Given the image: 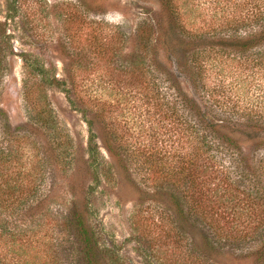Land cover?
I'll list each match as a JSON object with an SVG mask.
<instances>
[{
  "label": "rangeland",
  "instance_id": "obj_1",
  "mask_svg": "<svg viewBox=\"0 0 264 264\" xmlns=\"http://www.w3.org/2000/svg\"><path fill=\"white\" fill-rule=\"evenodd\" d=\"M11 1L0 0V110L4 113L3 119L0 118V139L5 136L1 126L4 121L9 128L22 127L16 131L17 135L29 133L26 129L30 128L31 108L24 86L39 78L35 65L59 80L66 79L64 65H71L76 53L82 66L81 71L75 72L76 84L80 86L70 96L76 107L69 104L60 87L45 86L47 101L61 130L64 150H59L65 161L56 162L49 142L52 134L42 128L32 129L29 136L14 143L19 148L14 151V166H28L35 155L44 158H39L44 160L43 166L37 167V173L28 179L37 185L34 197L44 209H49V218L55 219L48 227L49 234L56 235L60 213L70 210L75 202L77 207H85L88 223L99 243L114 245L125 264H191L190 249L196 251L200 264H250L249 260L239 258L240 252L249 251L253 245L239 236L251 232L255 218L259 217L249 208L250 201L243 199L242 194L232 202L221 198L216 202L218 208L207 214L206 219L190 217L179 228L173 206L168 202L170 194L176 193L171 184L155 183L151 172L138 166L150 159L143 149L172 152L175 147L171 100L167 97L169 107L155 109L137 79L124 72L133 45L131 35L141 20L154 15L156 0H17V12L11 8ZM242 2L245 3L243 0H181L179 6L186 29L208 36L224 29L227 19L237 17ZM115 29L120 31L118 42L107 35ZM95 33L105 43L100 54L91 48ZM69 52L74 54L70 60ZM166 67L170 66L166 64ZM230 68L231 65L229 70L206 71L202 82L206 96L200 100L219 116L242 121L241 116L244 113L247 116L251 110L252 115L256 112L264 119V70L255 75L252 73L255 70ZM181 85L191 93L186 82ZM225 87L230 89L226 91L229 94L224 92L221 97ZM199 90V95L204 96L203 89ZM215 95L226 101V110L232 113L221 112L212 104L216 105ZM86 98L97 103L93 111L104 109L115 134L121 136L129 152H134L130 156L126 153L122 161L108 154L101 142L102 124L98 119L93 120L102 160L111 165L109 177L102 170L96 172L93 166H88L87 125L77 110L82 109L79 99L86 102ZM255 153L264 156V149ZM4 171L0 168V172ZM162 213L166 218L163 223L159 218ZM176 233L181 236L180 242L175 238ZM211 237L220 239L214 244L220 250L215 260L209 258L203 247Z\"/></svg>",
  "mask_w": 264,
  "mask_h": 264
},
{
  "label": "trees",
  "instance_id": "obj_2",
  "mask_svg": "<svg viewBox=\"0 0 264 264\" xmlns=\"http://www.w3.org/2000/svg\"><path fill=\"white\" fill-rule=\"evenodd\" d=\"M243 1L237 17L227 19L224 29L206 36L186 29L179 6L181 0H156L154 15L149 20H141L131 35L133 45L124 72L137 79L155 109L161 111L169 107L167 97L171 100L175 147L172 152L165 149L161 153L159 150L153 152L151 148L143 149L150 159L143 160L138 166L150 171L155 183L171 184L176 193L170 194L168 202L173 206L176 225L181 228L188 218L195 216L204 220L218 208L216 202L219 199L237 201L242 194L243 199L250 201L249 208L259 217H254L256 222L251 232L239 236L253 242L252 248L240 252L239 258L249 260L250 264H264V156L255 153L264 149V119L256 112L252 115L251 110L247 116L246 113L240 115L242 121L219 116L200 100L206 96L202 82L208 70H229L230 65V70L250 69L255 70L252 71L255 75L264 70V0ZM16 2L11 1L14 12L18 8ZM110 32L109 38L118 42L120 31ZM93 38L91 48L100 54L105 50L103 37L95 33ZM73 55L69 52V60ZM24 56L22 60L26 62ZM77 56L78 53L72 58L73 66L70 63L64 65L67 80H59L47 74L42 66L35 65L34 71L39 78L24 86L31 108L27 135H17L16 131L22 129L18 125L9 128L7 121L1 125L5 136L0 139V168L5 171L0 172V264H125L114 245L99 243L95 230L88 223L85 207H77L75 202L70 210L60 213L56 235L49 234L48 227L55 219L49 218V209H44L34 197L37 185H32L28 179L37 173V167L43 166L44 160L39 158H44L35 155L28 166H14V151L19 150L14 143L29 136L32 129L41 128L52 134L49 142L56 162L65 161L61 156L64 150L61 130L47 101L45 86L60 87L69 104L76 107L70 96L74 88L80 86L75 81V72L81 71L82 67ZM183 82L191 93L182 88ZM161 83L166 85L161 86ZM200 87L204 96L199 95ZM226 91L230 89L225 87L221 97L229 94ZM215 96L218 97L215 98L216 105L212 104L221 112H230L226 110V101ZM90 98H86V102L79 99L82 109H77L87 125L88 166H93L96 172L102 170L109 177L111 165L105 164L99 152L93 130L95 119L102 124L101 142L108 154L121 160L126 153L130 156L134 152H129L128 145L115 134L104 109L93 111L97 103ZM3 116L0 110V118ZM156 153L161 154L159 158L153 157ZM124 171L128 173L126 169ZM96 179H99L98 175ZM159 218L162 223L166 219L163 213ZM175 238L181 241L178 233ZM217 240L211 237L203 245L209 258L214 260L220 254L214 246ZM189 258L191 264H200L201 259L194 249H190Z\"/></svg>",
  "mask_w": 264,
  "mask_h": 264
}]
</instances>
